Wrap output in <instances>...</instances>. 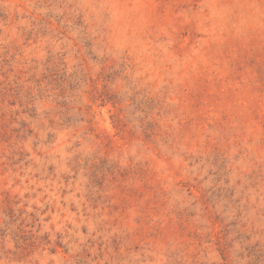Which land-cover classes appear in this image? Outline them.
<instances>
[{"label": "rangeland", "instance_id": "374dc122", "mask_svg": "<svg viewBox=\"0 0 264 264\" xmlns=\"http://www.w3.org/2000/svg\"><path fill=\"white\" fill-rule=\"evenodd\" d=\"M0 264H264V0H0Z\"/></svg>", "mask_w": 264, "mask_h": 264}]
</instances>
